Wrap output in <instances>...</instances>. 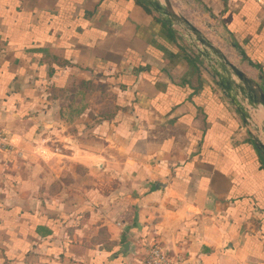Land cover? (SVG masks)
Here are the masks:
<instances>
[{
  "label": "crops",
  "instance_id": "0c3cea01",
  "mask_svg": "<svg viewBox=\"0 0 264 264\" xmlns=\"http://www.w3.org/2000/svg\"><path fill=\"white\" fill-rule=\"evenodd\" d=\"M259 1L171 0L264 87ZM0 131V264H264L250 129L146 0H0Z\"/></svg>",
  "mask_w": 264,
  "mask_h": 264
},
{
  "label": "water",
  "instance_id": "95a60500",
  "mask_svg": "<svg viewBox=\"0 0 264 264\" xmlns=\"http://www.w3.org/2000/svg\"><path fill=\"white\" fill-rule=\"evenodd\" d=\"M146 1L162 18L164 25L184 39L206 64L207 71L234 105L244 125L250 129L253 145L264 161V87L250 78L239 65L229 61L221 48L210 41L182 12L176 10L171 0Z\"/></svg>",
  "mask_w": 264,
  "mask_h": 264
},
{
  "label": "built area",
  "instance_id": "2783aa9c",
  "mask_svg": "<svg viewBox=\"0 0 264 264\" xmlns=\"http://www.w3.org/2000/svg\"><path fill=\"white\" fill-rule=\"evenodd\" d=\"M264 11V0L259 1ZM11 148L8 137L0 131V153ZM144 264H187L179 255L169 256L157 247L150 248Z\"/></svg>",
  "mask_w": 264,
  "mask_h": 264
}]
</instances>
